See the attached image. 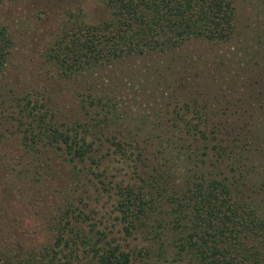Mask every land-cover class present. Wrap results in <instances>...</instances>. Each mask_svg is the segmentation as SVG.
Listing matches in <instances>:
<instances>
[{
	"label": "trees",
	"instance_id": "trees-1",
	"mask_svg": "<svg viewBox=\"0 0 264 264\" xmlns=\"http://www.w3.org/2000/svg\"><path fill=\"white\" fill-rule=\"evenodd\" d=\"M99 1L108 9L106 18L87 21L78 8L76 15L62 21L48 45L46 58L59 74L95 72L116 60L171 51L190 40L226 44L235 32L234 0ZM12 47L11 34L0 23V77ZM261 58L264 60V52ZM262 64L264 61L260 64L262 74L249 83L258 86L260 96L255 92L247 96L250 99L264 97ZM85 101L88 104L83 108L88 107L84 116L76 119L74 125L60 127L39 99L10 96L0 86V114L17 107L10 116L17 120L14 127L20 133L24 151L37 159V154L58 152L70 165L79 189L94 188L109 197L115 218L84 221V210L67 200L58 216L48 221L51 243L19 257L5 256L0 259L1 264L5 260H10V264H264L262 207L250 195L236 191L238 182H242L239 174L231 180L222 171H214L226 166L225 157L229 158V165L236 164L233 159L238 156L232 155L240 151L238 136L252 145L237 130L238 121L222 117L216 120L208 110V103L209 108L215 109L209 97L203 111L198 104L193 107L190 102L185 103L188 114L181 112L183 127L179 128V137L185 139L186 134L195 140L202 139L215 155L209 158L208 171L188 177L185 189L179 191L168 187L162 180L166 176L163 173H148V160L142 158L144 147L138 142L115 133L107 135V117L91 115L92 111L99 114V109L92 108H105L102 97L90 94ZM225 102L238 104L226 98ZM260 107L264 111L263 104ZM226 111L229 110L224 115L229 114ZM232 115L236 116V112ZM210 139L215 143L211 144ZM1 142L0 136V145ZM109 155L131 164V172H136L142 162L141 172L134 176L125 174L126 177L108 175L103 160ZM82 179L84 182L80 183ZM83 200L78 198V204L87 207ZM159 212L165 213L168 220ZM150 217L153 221H149ZM168 234L171 246L164 240ZM169 246L172 252L168 251Z\"/></svg>",
	"mask_w": 264,
	"mask_h": 264
},
{
	"label": "rangeland",
	"instance_id": "rangeland-1",
	"mask_svg": "<svg viewBox=\"0 0 264 264\" xmlns=\"http://www.w3.org/2000/svg\"><path fill=\"white\" fill-rule=\"evenodd\" d=\"M234 4L235 32L226 44L190 40L171 51L125 57L95 72L66 76L59 74L45 54L60 24L76 15L78 8L87 21H101L108 16L107 7L99 0H4L0 2V23L11 34L13 47L0 77L1 89L10 96L39 99L60 127L74 125L84 116L87 96L102 97L104 109L89 108L99 109V114L92 111L91 115L107 117V135L115 133L138 142L144 147L142 158L148 160V173H163L168 187L179 191L185 189L188 177L206 173L209 158L215 155L204 140L178 135L183 127L181 114H188L185 103L198 104L203 111L209 97L215 109L208 103V110L216 120L238 121L241 129L237 130L252 141L247 145L238 136L240 151L232 155L238 156L232 158L236 164L229 165L225 157L226 166L214 171H222L231 180L239 174L242 182L236 191L250 195L264 211V111L260 107L264 97H247L259 90L250 80L262 74L264 0H234ZM225 98L238 104L225 105ZM14 109L17 107L0 114V259L26 255L51 243L48 221L58 216L67 200L84 210V221H115L109 197L94 188L79 189L70 165L58 152L37 154V159L24 151L14 127L17 120L10 116ZM226 109L229 114L224 115ZM103 166L108 175L126 177L141 172L142 162L131 172V164L109 155ZM80 197L87 207L78 204ZM159 216L168 220L163 212ZM164 240L171 246L170 234Z\"/></svg>",
	"mask_w": 264,
	"mask_h": 264
}]
</instances>
